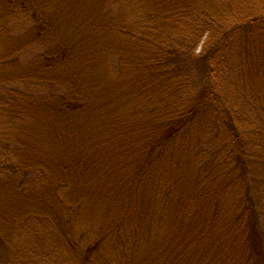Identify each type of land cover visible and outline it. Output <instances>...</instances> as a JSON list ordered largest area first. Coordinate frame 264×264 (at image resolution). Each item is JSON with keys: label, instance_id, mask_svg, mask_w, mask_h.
I'll return each mask as SVG.
<instances>
[{"label": "trees", "instance_id": "trees-1", "mask_svg": "<svg viewBox=\"0 0 264 264\" xmlns=\"http://www.w3.org/2000/svg\"><path fill=\"white\" fill-rule=\"evenodd\" d=\"M215 1L232 16L223 18L227 13L218 15L212 12L213 5L205 0H52L48 3L49 13L46 14L52 15H47L49 21L55 20L64 26L70 19L77 29L84 27L89 31L92 28L101 37V44L95 50L96 39L91 40V35L66 34L61 31L62 27L59 33L68 37L55 32L51 35L56 46L47 58L52 63L43 70L53 69L60 63L65 71H72L73 79L84 83L86 77L90 80L85 83L90 84L85 94H60L58 104L48 111L44 100H24L30 104L24 108L29 109L31 115L37 112L35 116H40V111L47 113L40 125L47 149L41 151L34 144L30 151L28 144L31 142L25 133L13 147L21 158L19 162H11V158L4 155L5 151L0 150L3 162H0V201H15L21 196L28 200L26 204L31 205L28 210L15 211L11 207L9 211L1 212L0 264L9 262V228L16 219L26 221L30 217L40 224L45 223L43 233L61 236L60 244H65L67 251L54 257H71L73 264H264V231L261 229L264 191L259 188L264 185V175L251 176L248 163L254 158L253 145L264 142V117L259 115L264 110L260 100L264 93L253 82L243 80L251 86L252 93L245 95L243 90L237 89L235 94L242 97V103L235 104L229 100L228 92L223 91L224 83H240L235 80L239 70L252 74L264 66L261 65L264 46L259 50L251 48L255 33L264 37V0H252L251 3L258 4V7L250 13L226 4L230 0ZM19 2L22 9L32 6L31 0ZM10 4L12 6V0ZM113 6L121 16L117 21L107 18ZM63 15H67L66 21L60 19ZM99 15L109 21L101 22ZM124 15H131L132 25L126 17L122 19ZM43 23L40 29L50 22ZM205 34H208L206 41L196 54ZM237 50L242 53L238 61L234 56ZM110 54L119 72L118 79L114 85H103L105 79L97 74L100 82L94 75L97 56ZM9 68L11 72L0 75V89L5 82L23 80V75L19 74L21 70H15L14 65ZM192 79L201 87L195 92L182 93L185 87L192 85ZM78 85L77 90H80ZM134 90L140 100L138 111L147 109L148 122L138 121L131 127L126 123L127 115L110 113L109 119L106 118L101 110H106L109 105L118 108V103L126 101L123 97L133 95ZM16 99L11 89L8 93L0 92V116L7 114L15 118L13 114L17 111L13 103ZM48 113L54 117H49ZM80 113L86 115L87 121H95L99 136L92 146L106 147L110 153L107 146L124 145L117 146V151L123 152L118 163L112 168L106 167L110 173L118 166L129 164L126 166L129 168L127 175L131 177L122 180L118 187L123 192L126 183L136 196L126 193L128 196L122 204L112 207L107 201L108 195L97 194L94 181L84 184L87 191L79 188L81 183L75 181L77 176L71 177L70 182L55 176L57 172L70 176L72 164L79 172L85 166V157L71 158L60 152L52 154L60 144L71 148L68 140L82 133L76 124L81 118H74ZM255 120L258 128L246 127ZM2 134L0 131V144L4 147ZM194 134L196 140L199 139L197 153L201 159L196 172L193 163H186L191 155L190 136ZM221 134H225L223 141ZM262 146L259 151L264 149V143ZM174 147L180 151L172 152ZM125 156L130 162L124 161ZM174 162L179 165L180 173L176 187L185 191V180L189 179L185 191L188 193L180 210H176V200L170 196L172 187L162 195L164 188L159 185V179L169 170L168 163H172V168ZM224 171L233 173L235 182L226 179ZM188 173L197 174L188 177ZM33 174L37 177L33 178ZM100 177L96 178L97 181ZM132 177L137 178L136 182ZM37 185L46 186L45 192H38ZM211 185L213 188L209 190ZM66 187L69 191L63 193L65 197L68 195L64 200L59 190ZM224 191L225 198H231L235 207L232 217L226 220L221 217ZM86 198L92 199L94 207L98 208H101L100 202L107 203L108 208L102 209L101 237L97 241L74 239L75 228L71 227V222L75 221ZM112 199L114 195L109 198ZM202 202L206 205L212 203L209 212H205ZM60 205L67 206L69 213L65 215ZM114 210L120 215L115 216ZM10 211L13 213L9 215ZM190 211L193 221L187 223ZM150 232V245L142 252L138 243ZM85 235L82 233V238ZM225 246L228 248L224 251ZM112 251L118 257L109 254ZM45 253H38V256L45 257Z\"/></svg>", "mask_w": 264, "mask_h": 264}, {"label": "rangeland", "instance_id": "rangeland-1", "mask_svg": "<svg viewBox=\"0 0 264 264\" xmlns=\"http://www.w3.org/2000/svg\"><path fill=\"white\" fill-rule=\"evenodd\" d=\"M12 1L14 5L12 4L11 6L10 0H0V75H2L3 73L11 72L12 69L9 67H11V65H14L15 70H21L19 72L22 73L19 74L23 75V80L21 82L15 83L5 82L0 89V92L3 91L7 93L11 89L12 91H14V99L17 98L13 103L15 104L13 105V108H15V110L17 111L15 114H13L15 118H11L7 114H3L0 116V131L3 133L2 137L5 141L4 147H1L0 144V150L5 151L4 155L10 157L11 162H19L21 158L19 154L13 150V147H16V144L14 143L20 141L21 138L26 134L27 140L31 142L30 144H28V148L30 151L35 146L34 144H36L41 151L43 149H47V146L43 144V141H46L45 135L40 128L41 121H44L46 119L47 113H45L44 111H40L38 114L40 116H35L37 115V112L35 115H31L32 113H29L30 110L24 108V106L30 105L25 101L32 102L33 100H44L49 107H46L45 110H52V107L58 104L59 100H57V97L60 94L73 92L85 94L87 93V87L90 84L85 83V81L88 82V80H90L86 77L84 78L86 79L84 83L79 80H75V78L73 79V76L71 74L72 71H65V68L62 67L60 63L57 64V66L53 69L48 68L47 70H43L44 66L46 67L48 63H52V60H47V58H50L49 54L53 53V47L56 46L55 42L51 39V35H54L52 33L55 32L61 37H68V35L59 33V28L62 27L61 31L66 34L73 35L78 33L80 36H86L87 34H89L91 35V40L96 39L94 45V48H96L95 50H97L101 44V37L97 35V33L92 28L89 31H85L84 27L81 29H77L74 23H70V19H68L69 21H66L67 15H63L60 17L61 20L64 19L66 21V25L64 26H61L58 21H49L47 15H52L46 13H49V10H47L49 8L48 3H50L52 0H36V3L31 0L32 6L29 9H22L19 0L17 2H15L14 0ZM231 1L233 0L228 1V3L226 4L235 5L239 9V11L244 13H250L254 8L256 9L258 7V4L251 3L252 0H238V2L234 0V3H230ZM205 2L211 3L213 5L211 7L214 8L211 10L212 12L214 11L218 15L227 13V15L223 18L232 16V13L226 12L225 7L223 8V6L217 1L205 0ZM36 7L38 8L35 10ZM36 12L37 14H35ZM84 17L93 16L85 15ZM99 17V19H101V22L103 21V23H107V21H109L104 20L105 18H103V15H99ZM125 17L126 19H129V25H132L131 22L133 21V19L131 15H124L122 16V19ZM107 18L115 21H117L116 19L118 18L121 19V16H119V14L117 13L116 6H113V8L111 9V14ZM44 21L50 23L48 26H45L44 29H40L41 26H44ZM116 25L119 24L117 23ZM114 34L116 35V32ZM207 35L208 34H205L203 36L199 46L196 48V54L201 51L202 45L206 41ZM255 35L256 36L251 39V48H253V50H259L262 46H264V37L256 33ZM234 56L235 60L238 61L240 58H242V53H240V50H237ZM53 59L54 61L56 60L55 58ZM37 60H39L41 63L38 64ZM263 64L264 61L261 65ZM94 72L96 73L94 75L98 79L99 77L97 76V74L105 79L103 80V82H105L103 85H114L115 82H117L119 72L117 71L115 61L112 59V54L107 56H97V68ZM81 74H83L84 77V73ZM192 80V85L188 86L187 88L185 87L182 93H187V91L193 92V90L195 92L196 88L198 89L201 87L198 81L196 82L194 79ZM235 80H239L240 83L232 85L228 84V86L223 82V91L228 92V98L231 102L240 104L242 103V97H238V95L235 94L236 91H238L237 89L243 90L245 95H250L252 93L251 86L245 82L246 80L256 84V87L259 89V91L261 90V92L264 93V66H260V68L253 71L252 74L247 71L239 70L235 74ZM78 84H80V90H77L79 87ZM123 98L126 101H122L121 104L118 103V108H111L112 105H109V108H106V110H101L103 113H105L106 118L109 119L110 113H116L117 115H127L125 118L126 123L131 127L134 126V124L138 121L139 123H147V109L138 111L137 106L140 100L137 98V91L134 90L133 95H127V97L125 96ZM260 100H262L264 104V98H261ZM10 103H12V99L10 100ZM94 107L96 108L97 106L94 105ZM114 109H117V111H114ZM263 111L259 112V115H261L262 117H264ZM83 114L84 113H80L79 115L74 117L83 119V121L80 119L76 123L78 124V127H80L82 133L79 130L80 134L77 135V138H71V140H68L71 141L69 143L71 148L67 145L60 144L56 146L52 154L60 152L61 154L64 153V155L65 153H67V155L71 158L76 157L79 159L81 157H85V166L83 167V170L79 172L75 170L74 164H72L70 176H66L61 172H57L55 176L66 178L68 180L66 182H70L71 177L77 176L78 178L76 177L75 181L81 183V186H79V188H85L84 184H88L91 181H94V187L97 188V194H102L103 196L105 195V197L108 195L107 201L110 202L112 207H114L115 204H122L125 202L128 195L136 196L134 194L133 188H131L126 183H124L125 189L123 192L121 188L118 187L119 183L122 180L128 179L127 177H131L127 175L129 168H127L126 166L129 167V164H123L122 167L118 166V169L116 168L110 173H108L106 167L112 168L114 165H116V163H118V157H122L123 152L117 151V146L124 145L115 143L111 145V147L107 146L108 149H110V153H108L106 147L96 148V146H92L94 139H96L99 134L95 130V121H87L85 118L86 115ZM48 116L54 117V114L48 113ZM257 120H255V122L251 126L246 127L258 128L256 123ZM262 126H264V124ZM224 137L225 134L220 135L221 141L225 140ZM190 138L192 140V144H190L191 155L187 157L189 159L186 161V163H193L194 172H196L197 168L199 169V167L201 166V159H198L199 155L197 153V150L199 149L197 145L199 143V139H197L198 141L196 140L195 134L191 135ZM33 140H36L37 142L34 143ZM177 143H179V141ZM263 143H256L251 148V151L254 154V158L248 161L249 172L251 176L264 175V157L262 155L264 154V149L259 151V148H263ZM178 150L180 151L178 147H174L172 149V152L177 153L179 152ZM102 155L103 157H101ZM126 156L124 157V161L126 160L130 162V159H128V157L126 158ZM0 162L3 163L1 159ZM172 163H168L169 170H166V174L161 177V179H159V185L161 184L164 188V193H162V195L165 194L169 187H172V190H170V196L176 200L174 203V206H178L176 210H180L188 193L185 192L188 188L186 184L189 181L188 177L189 175L190 177H196L197 173H195L194 175L188 173V181L185 180L184 191L180 187H176V184L179 183V165L174 162V167L171 168L170 164ZM170 168L174 169V171L170 170ZM224 173L226 179H229V181L231 182H235L236 178H234L233 173H229L228 171H224ZM33 175V178L37 177V174ZM39 176L42 178L41 175ZM98 177H100L99 181H97L96 179ZM131 179L134 178L132 177ZM134 180L136 182L137 178H135ZM221 180L219 184L220 186L223 185ZM215 184L216 183H214V185ZM36 188L39 189L38 192H45L46 186L39 187L37 185ZM212 188L213 186L211 185L209 190H211ZM255 188L258 189V186L256 185ZM259 188H261V191L262 189L264 191L263 184L261 185V187L259 186ZM85 189L88 191L87 188ZM68 191V187L59 190V193H61L60 196H63L64 200L68 195H66L65 197L63 193H66ZM232 191L233 190L231 189V192ZM126 193H128V195H126ZM111 195H114V199L109 200V198H111ZM225 195L227 194L224 191L221 195V201H223V203H221V207L223 209V215L221 217L224 220L232 217L235 210V207H233V200L231 198H225ZM262 198L263 199L261 200V205L263 214L261 223L263 227H261V229L264 231V192ZM26 201L28 200L21 196L18 200L15 201L14 199L12 201H0V214L1 212H5L3 210H11V207L13 208L12 210L15 209V211L16 209L28 210L31 208V205L26 204ZM208 204L209 205H206L205 202H202V205L205 208V212H209V208L212 206V203ZM100 205L101 208L96 207V205L94 207L92 199L91 201H89L88 198L85 199L84 206L80 208L75 221L71 222V227L75 228L74 239H80V241H85L87 239L89 241H97L101 237L100 228L103 224L102 209H106L108 207L105 206L107 205V203L105 204L104 202H100ZM59 207H61L65 215L69 213V209L67 206L60 205ZM112 207L110 206L109 208L112 209ZM11 212L12 211H10L9 215L11 214ZM190 212V218L186 220L187 223H191L193 221L192 211ZM113 213L115 216L120 215L116 210H114ZM16 220L17 221L11 226V228H9L8 231L11 239L9 240V244L11 245V254L8 264H73L71 257H57L59 255V252L64 254L66 253L67 250L65 244H60L61 236H54L49 232L43 233L44 229L42 227L45 226L43 225L45 223L40 224L36 219L33 220L31 217L26 221L18 219ZM82 233H86L85 237L83 236V238L81 236ZM151 235V232L148 233L147 235H145V238L138 243L139 250H141L142 252L146 251V248L148 247V245H150L149 239H152ZM153 238L157 239L154 236ZM227 248L228 246H225L223 248L224 251L227 250ZM44 252H47L44 254L45 257L38 256V253L41 255ZM56 254L58 255L54 257V255ZM109 254L115 255V257L117 256V253L113 251ZM109 258L113 260L118 259L112 257Z\"/></svg>", "mask_w": 264, "mask_h": 264}]
</instances>
